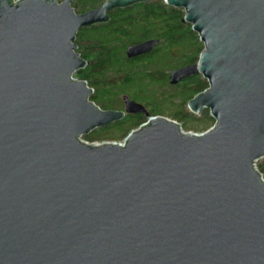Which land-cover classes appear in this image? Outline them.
<instances>
[{
	"label": "water",
	"instance_id": "water-1",
	"mask_svg": "<svg viewBox=\"0 0 264 264\" xmlns=\"http://www.w3.org/2000/svg\"><path fill=\"white\" fill-rule=\"evenodd\" d=\"M148 1L0 0V264H264V0H162L203 46L168 76L206 81L186 104L214 120L201 134L126 96L102 111L72 78L75 33ZM136 114L121 146L80 140Z\"/></svg>",
	"mask_w": 264,
	"mask_h": 264
},
{
	"label": "rangeland",
	"instance_id": "rangeland-1",
	"mask_svg": "<svg viewBox=\"0 0 264 264\" xmlns=\"http://www.w3.org/2000/svg\"><path fill=\"white\" fill-rule=\"evenodd\" d=\"M98 34L99 36L104 34L108 43L112 42L110 47L116 52V58L102 73L100 85L94 88L89 87L90 95L95 97L96 106L99 107V104H102L108 110L123 111L121 98L126 96L129 100L142 105L148 113L150 112L149 117H162L175 121L184 133L201 134L212 127L214 120L210 117L207 109H203L199 114L191 113L187 109V102L195 96L189 86L184 84L178 86L180 82L177 85L168 84L170 72L186 66V62L192 59L193 50L197 48L198 44L203 48L195 33L194 39L185 40L177 46H167L157 42L155 50L151 51L149 56L134 62H129L130 60L126 59V46L122 47L127 42V38L118 36L115 31L107 34L100 30ZM98 34L96 33V35ZM201 79L206 82L200 76ZM179 113L185 115L183 120H173L172 116ZM146 119L147 117L145 121ZM136 128L126 130L112 127L106 129L97 133L102 139L91 144L122 143L127 134ZM92 132L90 131L86 135L94 136L96 132L93 134ZM80 140L90 144L83 140V136Z\"/></svg>",
	"mask_w": 264,
	"mask_h": 264
},
{
	"label": "trees",
	"instance_id": "trees-1",
	"mask_svg": "<svg viewBox=\"0 0 264 264\" xmlns=\"http://www.w3.org/2000/svg\"><path fill=\"white\" fill-rule=\"evenodd\" d=\"M103 1L72 0L70 7L74 14H82L96 8ZM107 18L105 23L78 30L72 42L75 46L74 52L85 62V66L82 69L74 72L73 78L85 82L88 88H94L100 85L102 73L116 58V52L110 47L112 42L108 43L104 34L99 36L98 32L100 30L105 31L107 34L115 31L118 36L127 38V42L122 46H126L125 49L130 45L139 44L148 40H156L167 46H177L185 40L194 39L195 37V34L190 31V26L182 23V10L167 6L161 0H149L146 3H137L126 8L114 9L108 13ZM201 50L202 48L198 44L197 48L193 50L192 59L186 62V64H194ZM151 53L128 60H130L129 62L140 61ZM181 84L189 86L193 95H197L207 88L206 82L202 81V79L200 80L199 75L182 80L178 86ZM89 100L95 105L94 95H90ZM99 107L102 111L108 110L102 104H99ZM149 113L147 112L148 115L151 114ZM184 116V114L179 113L178 115H173L172 119L182 121ZM144 121L145 117L141 114L126 115L105 128L92 130V134L94 132L96 134L94 136L85 135L83 136V140L90 143L98 142L102 137H99L97 133L99 134L112 127L128 130L129 128L138 127ZM254 168L264 182V156L254 162Z\"/></svg>",
	"mask_w": 264,
	"mask_h": 264
},
{
	"label": "built area",
	"instance_id": "built-area-1",
	"mask_svg": "<svg viewBox=\"0 0 264 264\" xmlns=\"http://www.w3.org/2000/svg\"><path fill=\"white\" fill-rule=\"evenodd\" d=\"M20 0H10V5H12V6H14V5H16V3L17 2H19ZM54 2L56 3V4H60L61 3V1L60 0H54ZM73 78V77H72ZM74 79V78H73ZM74 80H76V79H74ZM84 84L86 85V83L84 82ZM91 90V89H90ZM141 125H144L143 123L141 124ZM179 125V124H178ZM123 143V142H122ZM122 143H117V144H122ZM97 144V143H96ZM253 168H254V163H253ZM255 169V168H254Z\"/></svg>",
	"mask_w": 264,
	"mask_h": 264
},
{
	"label": "flooded vegetation",
	"instance_id": "flooded-vegetation-1",
	"mask_svg": "<svg viewBox=\"0 0 264 264\" xmlns=\"http://www.w3.org/2000/svg\"><path fill=\"white\" fill-rule=\"evenodd\" d=\"M61 2L63 1V0H60ZM72 1V0H71Z\"/></svg>",
	"mask_w": 264,
	"mask_h": 264
},
{
	"label": "bare ground",
	"instance_id": "bare-ground-1",
	"mask_svg": "<svg viewBox=\"0 0 264 264\" xmlns=\"http://www.w3.org/2000/svg\"><path fill=\"white\" fill-rule=\"evenodd\" d=\"M121 146V145H120Z\"/></svg>",
	"mask_w": 264,
	"mask_h": 264
}]
</instances>
